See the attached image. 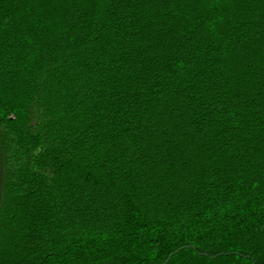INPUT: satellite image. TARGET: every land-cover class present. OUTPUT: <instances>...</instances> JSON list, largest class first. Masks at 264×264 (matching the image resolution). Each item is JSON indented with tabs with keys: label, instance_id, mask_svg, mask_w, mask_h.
Returning a JSON list of instances; mask_svg holds the SVG:
<instances>
[{
	"label": "trees",
	"instance_id": "trees-1",
	"mask_svg": "<svg viewBox=\"0 0 264 264\" xmlns=\"http://www.w3.org/2000/svg\"><path fill=\"white\" fill-rule=\"evenodd\" d=\"M0 264H264V0H0Z\"/></svg>",
	"mask_w": 264,
	"mask_h": 264
},
{
	"label": "rangeland",
	"instance_id": "rangeland-1",
	"mask_svg": "<svg viewBox=\"0 0 264 264\" xmlns=\"http://www.w3.org/2000/svg\"><path fill=\"white\" fill-rule=\"evenodd\" d=\"M3 176H4V169H3V155H2V149L0 145V197H1V190L3 185ZM1 201V198H0Z\"/></svg>",
	"mask_w": 264,
	"mask_h": 264
}]
</instances>
